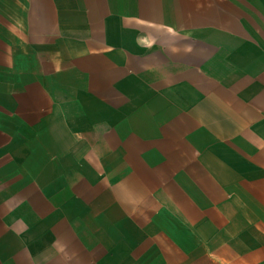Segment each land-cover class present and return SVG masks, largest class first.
<instances>
[{"label": "crops", "instance_id": "1", "mask_svg": "<svg viewBox=\"0 0 264 264\" xmlns=\"http://www.w3.org/2000/svg\"><path fill=\"white\" fill-rule=\"evenodd\" d=\"M0 264H264V0H0Z\"/></svg>", "mask_w": 264, "mask_h": 264}]
</instances>
